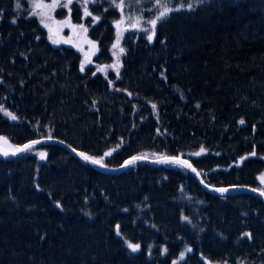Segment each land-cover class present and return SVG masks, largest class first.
Wrapping results in <instances>:
<instances>
[{
	"label": "trees",
	"instance_id": "1",
	"mask_svg": "<svg viewBox=\"0 0 264 264\" xmlns=\"http://www.w3.org/2000/svg\"><path fill=\"white\" fill-rule=\"evenodd\" d=\"M60 1L58 19L98 18L91 67L26 0H0L1 147L50 137L111 167L175 156L264 194V0ZM238 263L264 264L256 196L203 191L176 164L103 174L51 144L0 157V264Z\"/></svg>",
	"mask_w": 264,
	"mask_h": 264
},
{
	"label": "rangeland",
	"instance_id": "2",
	"mask_svg": "<svg viewBox=\"0 0 264 264\" xmlns=\"http://www.w3.org/2000/svg\"><path fill=\"white\" fill-rule=\"evenodd\" d=\"M28 4L35 10V16L40 21L41 27L47 35V41L52 46L66 47L74 51L79 56V67L85 69L93 66L92 58L97 53V44L88 37V27L95 25L98 18L83 10L81 19L77 23H72L67 17L58 19L54 9L64 7V3L60 0H26ZM36 5H40L39 7ZM67 12V9H64ZM116 22V21H115ZM114 22V23H115ZM47 25V26H45ZM125 28L124 24L122 28ZM119 40L114 39V45L119 44ZM103 66L98 67V70ZM3 119H8L5 112H2ZM12 116L10 117V121ZM107 154V153H106ZM261 185L264 187V173L260 178Z\"/></svg>",
	"mask_w": 264,
	"mask_h": 264
},
{
	"label": "water",
	"instance_id": "3",
	"mask_svg": "<svg viewBox=\"0 0 264 264\" xmlns=\"http://www.w3.org/2000/svg\"><path fill=\"white\" fill-rule=\"evenodd\" d=\"M47 144L57 145V146L61 147L62 149H64L65 151H67L68 153H70L71 155L76 157L77 159H79L80 161L86 163L87 165H89L93 169H95V170H97L103 174H116V173L122 171L128 165L133 164V163L147 164L150 166H158V165H165V164H176V165H179V166L183 167L184 169H186L190 173V175L192 176L194 181L198 184V186L203 191L210 192V193H217V194L246 193V194H250V195H253V196L260 198L262 203H263V206H264V194L261 191H259L257 189H252V188H248V187H241V186L218 187V186H212V185L206 184L201 179L200 175L197 173V171L194 169V167L187 160H185L183 158L175 157V156H163V157H158L155 159H149V158H145V157H141V156H132V157L125 159L120 165L115 166V167H111V166H106L100 162L99 163H93L92 162L93 159L85 160L82 157V155H80L83 153H81L75 149H72L71 147H69L68 145H66L65 143H63L57 139H53L50 137H44V138H38V139L27 141L26 143L20 145L19 147L15 148V149H5V148L0 146V157H11V156H14L16 154H19V153L23 152L24 150H26L24 148L25 145L32 147V146L47 145ZM83 156H86V155L83 154ZM134 157L136 158L135 160H133ZM56 206H58V204H56ZM238 264H241V263H238Z\"/></svg>",
	"mask_w": 264,
	"mask_h": 264
},
{
	"label": "snow or ice",
	"instance_id": "4",
	"mask_svg": "<svg viewBox=\"0 0 264 264\" xmlns=\"http://www.w3.org/2000/svg\"><path fill=\"white\" fill-rule=\"evenodd\" d=\"M68 2L71 3V0H68ZM36 6L39 7L40 5H36ZM12 22L15 23V20H13ZM152 23H153V25H155L156 21H152ZM45 26H47V25H45ZM147 40H148L149 42H151V41L153 40V35H148V36H147ZM114 47H115V45H114ZM121 51H123V49H121ZM81 70H83V69H81ZM153 107L155 108V105H154ZM6 115H11V114L6 113ZM12 118L15 119L14 116H13ZM241 123H243V121H241ZM24 148H25V149H28L29 146H28V145H25ZM202 151H203V149H202ZM43 155H44V154L41 153L42 158H43ZM80 155H82V157H83L85 160H89V159H91L90 157L83 156V154H80ZM135 159H136V158L134 157L133 160H135ZM92 162H93V163H99L98 161H95V160H92ZM185 163H186V162H185ZM246 235H247V234H246ZM129 247L132 248L133 251H136V249L138 248V245L134 246V245H131V244H130Z\"/></svg>",
	"mask_w": 264,
	"mask_h": 264
}]
</instances>
